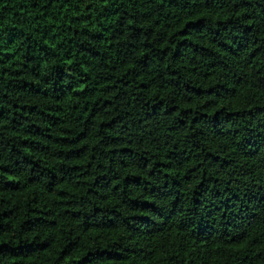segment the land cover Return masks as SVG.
<instances>
[{
	"label": "trees",
	"instance_id": "obj_1",
	"mask_svg": "<svg viewBox=\"0 0 264 264\" xmlns=\"http://www.w3.org/2000/svg\"><path fill=\"white\" fill-rule=\"evenodd\" d=\"M0 264H264V0H0Z\"/></svg>",
	"mask_w": 264,
	"mask_h": 264
}]
</instances>
